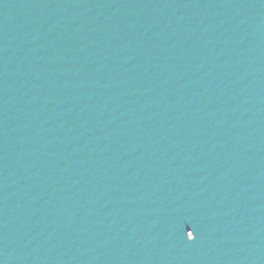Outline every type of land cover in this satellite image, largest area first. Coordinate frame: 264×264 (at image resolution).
Returning <instances> with one entry per match:
<instances>
[{"label":"water","instance_id":"95a60500","mask_svg":"<svg viewBox=\"0 0 264 264\" xmlns=\"http://www.w3.org/2000/svg\"><path fill=\"white\" fill-rule=\"evenodd\" d=\"M0 264H264V0H0Z\"/></svg>","mask_w":264,"mask_h":264},{"label":"snow or ice","instance_id":"6c2138e0","mask_svg":"<svg viewBox=\"0 0 264 264\" xmlns=\"http://www.w3.org/2000/svg\"><path fill=\"white\" fill-rule=\"evenodd\" d=\"M188 227L190 228L191 226H188ZM186 236H187V239L190 241L195 239V236L193 235V231H191V230H188L186 232Z\"/></svg>","mask_w":264,"mask_h":264}]
</instances>
